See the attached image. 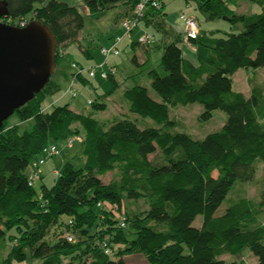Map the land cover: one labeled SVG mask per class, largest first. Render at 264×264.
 I'll return each mask as SVG.
<instances>
[{
	"label": "trees",
	"instance_id": "obj_1",
	"mask_svg": "<svg viewBox=\"0 0 264 264\" xmlns=\"http://www.w3.org/2000/svg\"><path fill=\"white\" fill-rule=\"evenodd\" d=\"M140 1L82 0L91 12L121 3L125 6V15L119 14L122 18L132 15ZM235 1L195 0L196 7L211 18L241 24L242 29L226 37L201 32L196 38L189 37L192 44L211 50L197 65L185 58L177 41L167 43L160 67L148 71L161 100L141 84L124 89L130 111L154 119L159 127H141L125 114L102 120L68 104L49 112L42 103L45 92L58 87L52 77L46 91L44 87L14 112L22 122L34 121L31 129L21 131L19 125L4 122L0 128V239L8 237L12 247L0 264H22L27 250L42 264H133L126 255L135 252L145 256V264H238L221 257L245 249L257 257L255 264H264V197L257 202L239 195L217 215L237 182H252L258 163L264 162V92L254 87L246 96L233 89L232 80L239 69L264 67V0H248L262 7L253 14L231 9ZM7 2L9 14L2 20L18 26L34 14L32 20L51 28L59 42L58 66L59 58L68 54L61 55L60 48L66 50V45L76 42L85 25L78 7L59 0ZM148 6L142 20L164 16L162 6ZM73 63L83 65L71 61L69 86L75 74ZM110 67L117 72L116 66ZM95 77L112 78L111 92L118 86L115 74L102 78L98 72ZM95 77L80 74L74 85ZM189 103L203 105L205 120L214 110L224 111L226 123L203 139L169 131L174 124L170 107ZM91 104L96 110L108 108L105 101L92 100ZM77 136H82L83 162L77 166L67 161L52 186L41 183L38 187L43 178L36 169L28 171L34 157L41 158L49 143L63 146L70 138L75 142ZM158 149L162 154L159 163L149 158ZM115 169L119 178L105 183L102 177ZM127 199H145L148 208L142 213L125 208L122 213ZM119 211L127 218L125 227L120 225ZM64 215L70 220L61 221ZM198 216L203 222L196 226ZM12 230L16 234H10ZM132 232L135 237H129ZM69 234L75 241L68 240ZM105 240L111 254L104 251Z\"/></svg>",
	"mask_w": 264,
	"mask_h": 264
},
{
	"label": "rangeland",
	"instance_id": "obj_2",
	"mask_svg": "<svg viewBox=\"0 0 264 264\" xmlns=\"http://www.w3.org/2000/svg\"><path fill=\"white\" fill-rule=\"evenodd\" d=\"M68 2L70 5L78 7L80 12L84 15L85 25L81 31L83 39L82 45L87 47L92 56L83 51L81 45L76 42L70 43L66 49L67 55L61 56L58 60V66L55 73L52 75V79L57 81L58 87L50 91L45 92V100L42 103V107L47 111H52L55 106L68 104L69 107L77 112L91 114L94 117L102 120L111 119L116 115L125 114L130 119L136 121L141 127H159V124L152 118H143L140 115L130 111V102L124 97L123 91L126 88H130L136 84H141L149 89L150 95L156 99L161 100L160 96L151 86V80L148 77V71L150 69H158L161 65V57L163 55V49L166 40H162L163 37L160 33H156L158 40L156 44L150 46L151 48L146 51L145 47L139 43L133 46H126V41H132L131 38H124V43L121 42V53L118 56H111L108 59L109 65H115L117 67V72L115 73V80L118 82V86L115 90L111 92L115 82L112 78L103 80L100 77L91 78L89 81L79 80L76 83L78 95L73 97L71 93L67 92L69 87V74L72 72L71 61L79 62L88 67H95L99 62L104 61V56L100 53L101 47L108 45V42L112 40L116 35L122 33L121 30L115 28V19L119 12L122 4L111 7L108 10L98 11V12H85L83 9L82 0H59ZM165 1V11L168 13V18L172 19L176 23L174 29L178 32L179 29L183 31V38L178 42L183 51L185 58L187 55H195L194 51L197 53V45H192L188 43V37L185 30V22L181 19L182 14L191 15L195 12V16L199 19L202 30L208 35L214 33V37H226L230 33H237L242 29V25H234L226 19L211 18L207 12L199 10L196 7L195 0H164ZM250 1H244L241 4H235L232 8L240 13H250ZM247 7V8H246ZM192 12H190V9ZM34 14H29L26 18L31 21ZM122 19V16H121ZM2 20V19H1ZM3 22H6L2 20ZM8 24L15 25L13 22L7 20ZM180 24V25H179ZM141 27H137L140 29ZM136 28L132 32L133 37L139 39V34ZM178 29V30H177ZM152 31L153 29L147 30ZM150 33V32H149ZM154 33V32H153ZM126 40V41H125ZM188 41V42H187ZM201 47V46H200ZM192 48V49H190ZM195 48V49H193ZM205 48V47H204ZM199 48L200 54L205 55L206 52L201 50L209 51L206 55H210L211 50L209 48ZM194 50V51H193ZM192 51L194 54H192ZM136 55L140 56V61L148 58L145 63H137L134 60ZM189 59V58H188ZM63 70V71H62ZM67 72V73H66ZM98 72V69H97ZM66 73V74H65ZM233 89L235 91H240L248 96L251 93L252 88L258 87L264 92V67L258 69L254 68H242L239 69L233 75ZM52 85L49 86L51 88ZM48 87V86H47ZM45 86V91L47 89ZM88 100H93L98 103L105 101L108 104L107 110L101 111L96 110L94 104H89ZM204 107L200 103H189L187 105H178L176 107H170L169 118L174 122V124L168 128L171 132H185L191 135L195 139H203L209 133L220 131L223 125L227 121V114L220 110H214L212 112L211 118L205 120L202 117L204 112ZM8 125H19L21 131L29 130L34 124V121H24L22 122L17 115L13 114L8 118ZM161 127V126H160ZM82 137V136H80ZM80 137H75V142L72 148H66L63 150L60 156L48 157L43 165H38L40 156L34 157L28 171L32 172L36 169L39 179L38 187L41 183L46 184L48 187L52 186L57 178L56 171L62 170L63 165L67 161H72L77 166L83 162L81 155V139ZM61 146V144H59ZM154 162L162 161V154L160 150L155 154L149 156ZM42 175V176H41ZM217 175V172H214ZM119 178V172L117 169L108 172L102 177L105 183H109ZM244 189V193L242 190ZM245 195L248 198H253L257 202L263 199L264 194V162L258 163V172L256 178L250 183L237 182L236 186L229 192L227 198L222 203L217 211V215H221L225 212L226 208L229 207L230 200H234L239 195ZM125 208L130 213H142L148 208V203L145 199L141 200H131L127 199L125 206L121 210L125 213ZM264 210V207H263ZM264 212V211H263ZM118 214L120 213L117 212ZM264 215V213H263ZM120 217V214H119ZM70 216L64 215L61 217V221L67 222L70 220ZM203 222L202 216H198L194 225H201ZM15 231L12 230L10 234H14ZM16 234V233H15ZM129 237H135V233L132 232ZM7 242V244H5ZM4 245V247H3ZM11 243L8 237L4 240L0 239V260L7 256L11 250ZM126 258L128 262L133 264H145L146 258L143 254L139 252L127 254ZM221 258L228 261H236L238 264H255L257 257L248 249H245L238 253L237 255H223ZM22 264H42L40 259L32 257V255L27 250V257Z\"/></svg>",
	"mask_w": 264,
	"mask_h": 264
},
{
	"label": "water",
	"instance_id": "obj_3",
	"mask_svg": "<svg viewBox=\"0 0 264 264\" xmlns=\"http://www.w3.org/2000/svg\"><path fill=\"white\" fill-rule=\"evenodd\" d=\"M9 14L0 0V128L32 100L57 68L58 39L51 28L34 19L25 27L3 22Z\"/></svg>",
	"mask_w": 264,
	"mask_h": 264
},
{
	"label": "built area",
	"instance_id": "obj_4",
	"mask_svg": "<svg viewBox=\"0 0 264 264\" xmlns=\"http://www.w3.org/2000/svg\"><path fill=\"white\" fill-rule=\"evenodd\" d=\"M150 5L151 7L161 8V3L158 0H141L134 8L133 14L130 16H126L122 18L120 25L122 29V33L117 35L111 45H106L101 47V54L104 56L105 60L95 67H87L77 63H73L72 67L75 69V74L71 80L69 86V92L73 97L78 95L77 87L74 85V80L80 74H88L91 77H95L98 72H100V76L102 78H108L111 74H115V68L110 67L108 71L105 69V65L108 63V59L111 56L120 55L121 51L119 48L120 43L124 40V38L132 37V32L135 28L139 27L142 18L145 16L146 10ZM181 19L185 22V30L187 33V37L196 38L200 35V22L199 19L195 15H186L182 14ZM29 20L23 18L18 22L19 27H25L29 24ZM138 42L144 46H152L157 43V39L154 35L149 32H144L138 39ZM61 55L66 54V50L60 48ZM98 69V72H97ZM88 103L91 104L92 100H88ZM74 139L70 138L67 142L60 146L57 143H49L43 148V152L41 154V158L38 161V165H43L48 157L60 156L62 151L65 148H71L73 146ZM59 174V171H56ZM120 225L125 227L127 225V218L123 214L120 215ZM69 241H75V236L69 234L67 236ZM104 251L106 254H111L112 250L109 247L108 240H105L103 243Z\"/></svg>",
	"mask_w": 264,
	"mask_h": 264
},
{
	"label": "crops",
	"instance_id": "obj_5",
	"mask_svg": "<svg viewBox=\"0 0 264 264\" xmlns=\"http://www.w3.org/2000/svg\"><path fill=\"white\" fill-rule=\"evenodd\" d=\"M160 1V3H161V6H162V9H163V12H164V16L163 17H159V18H154V17H151V16H148V18L147 19H144V20H142L141 22H140V29H137L136 31L138 32V34H139V36H141L144 32H148L147 30L150 28V29H153V32L152 31H149L150 32V34H152V35H154L155 37H156V39H157V41H159L158 40V37H157V35L155 34V32L158 34V33H160L162 36L161 37H163V39L162 40H166L168 43H170V42H172V41H177V43L183 38V31H182V29H177L178 30V32L174 29V27H176V23H175V21H173L172 19H170V18H168V13L165 11V6H166V4H165V1L164 0H159ZM244 1H246V0H237V1H235V2H233L232 4H230V7H231V9H233L232 8V6L233 5H235V4H241V3H244ZM248 1V0H247ZM83 3V2H82ZM252 3V2H251ZM119 4H121V3H118V4H115L114 6H117V5H119ZM251 6H250V9H249V12L250 13H247V14H253V13H260L261 11H262V7L259 5V4H256V3H252V4H250ZM113 6V7H114ZM247 8V7H246ZM83 9H84V11L86 12H91L90 10H89V8H87L85 5H84V3H83ZM190 9V8H189ZM192 9V8H191ZM190 9V12H192V10ZM234 10V9H233ZM235 11V10H234ZM123 12V16L125 15V6H121L120 7V9H119V12H118V14H117V16H116V19H115V28L116 29H118V31H120L121 30V25H120V22H121V17L119 16V14L120 13H122ZM238 13V12H237ZM240 13H243V12H240ZM195 14V12H192L191 13V15H194ZM200 22V21H199ZM180 25V24H179ZM202 26L200 25V32H201V35H208L207 33H205V31H203L202 30V28H201ZM122 32V31H121ZM210 35V34H209ZM211 35H213V36H215L214 35V33H211ZM138 38V37H137ZM137 38H134L133 37V34H132V37H131V39H132V41L130 42V41H126V46H128V45H130V46H133V47H135V45H137L136 43H138V40H137ZM82 39H83V36H82V33L80 34V36H79V38H78V40L76 41V43L78 44V45H81V47H82V49H83V51H85L87 54H89L90 56H92V54H91V51L87 48V47H85V46H83L81 43V41H82ZM111 42V40L108 42V44ZM123 43H124V41H122ZM188 42V41H187ZM74 43V42H73ZM135 43V44H134ZM188 43H190L191 44V42L189 41ZM167 44V43H166ZM165 44V45H166ZM179 44V43H178ZM69 45V44H68ZM68 45H66V47L65 48H67V46ZM192 45H195V44H192ZM197 46H199L198 47V51H197V53L194 51V53L196 54V57H195V55H187V57L189 58H187L188 60H190V61H192L194 64H198L199 63V61L201 60V58H205V57H207V55H206V53L207 52H209V51H206V50H201V51H203V52H206L205 53V55H204V53H203V55L202 54H200L199 52H200V50H199V48L201 49V48H204L205 46H203V45H198L197 44ZM201 46V47H200ZM69 47V46H68ZM145 47V46H144ZM181 47V46H180ZM151 48V47H150ZM150 48H147V47H145V49H146V51L147 50H149ZM183 48H184V45H183ZM183 48H181V49H183ZM206 48V47H205ZM204 48V49H205ZM190 49H192V48H190ZM193 49H195V48H193ZM193 51H192V54H194L193 53ZM67 52V51H66ZM68 53V52H67ZM100 53H101V51H100ZM136 57H137V61H138V63L140 64V63H145L146 61H148V58H146V59H144V60H142V61H140V56L139 55H136ZM102 62V61H101ZM100 63V62H99ZM113 65V64H112ZM115 66V65H114ZM105 68L106 69H108L109 68V65L107 64L106 66H105ZM117 84H118V82H117ZM46 110V109H45ZM42 176V175H41Z\"/></svg>",
	"mask_w": 264,
	"mask_h": 264
}]
</instances>
